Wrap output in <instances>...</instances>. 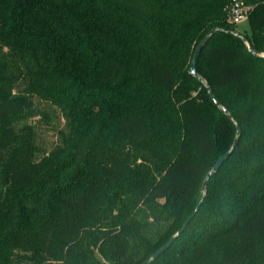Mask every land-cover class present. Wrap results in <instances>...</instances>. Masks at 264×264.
Returning <instances> with one entry per match:
<instances>
[{
	"label": "trees",
	"instance_id": "obj_1",
	"mask_svg": "<svg viewBox=\"0 0 264 264\" xmlns=\"http://www.w3.org/2000/svg\"><path fill=\"white\" fill-rule=\"evenodd\" d=\"M233 0H0V264H142L237 130L189 74ZM196 69L241 128L150 264H264V58L226 31Z\"/></svg>",
	"mask_w": 264,
	"mask_h": 264
},
{
	"label": "water",
	"instance_id": "obj_2",
	"mask_svg": "<svg viewBox=\"0 0 264 264\" xmlns=\"http://www.w3.org/2000/svg\"><path fill=\"white\" fill-rule=\"evenodd\" d=\"M218 31H226L229 33H232L233 35H235L236 37L240 38L241 40H243V42L246 44L248 51L250 54L254 55V56H260L264 58V53H258L255 48L249 43V41L239 32L236 31H230V30H222L218 27L213 28L211 31L208 32V34L201 40V42L198 44V46L195 49V52L192 56L191 59V63H190V67H189V74L195 78H197L198 80H200L202 82V84L204 85V87L207 90L208 96L210 98V100L215 104V106L219 109H221L225 115L228 116V118L234 122L235 126H236V130H237V135L235 137V140L231 146V148L228 150V152H226V154H224L222 157H220L216 163L213 165V167L208 171L205 180L203 182V185L201 187V192L203 193V198L200 201V203L198 204L194 214L192 216H190L187 221L184 223L183 227L181 228V230H179L174 236H172L170 238V240L163 246L161 247L159 250H157V252H155L152 256H150L149 258H147L142 264H150L152 261L156 260L157 258H159L164 252H166L172 245L173 243L182 235V233L184 232V230L187 228L189 222L191 221V219L193 218L194 215H196L198 213V211L201 208V205L207 195V184L209 182V180L211 179V177L218 173L219 170L221 169V167L223 166L224 162L231 156V154L233 153L236 143L238 141L239 135L241 134V128L239 126V124L235 121V119L229 114L228 110L222 106V104L220 103V101L214 96L211 87L205 82L203 81L196 69V63H197V59L198 56L200 54V52L202 51L203 47L206 45V43L209 41V39L212 37V35Z\"/></svg>",
	"mask_w": 264,
	"mask_h": 264
},
{
	"label": "built area",
	"instance_id": "obj_3",
	"mask_svg": "<svg viewBox=\"0 0 264 264\" xmlns=\"http://www.w3.org/2000/svg\"><path fill=\"white\" fill-rule=\"evenodd\" d=\"M253 10L254 5L247 4L244 0H233L227 11L228 22L236 26L246 23Z\"/></svg>",
	"mask_w": 264,
	"mask_h": 264
},
{
	"label": "rangeland",
	"instance_id": "obj_4",
	"mask_svg": "<svg viewBox=\"0 0 264 264\" xmlns=\"http://www.w3.org/2000/svg\"><path fill=\"white\" fill-rule=\"evenodd\" d=\"M237 27H238V31L243 32V33L244 32L249 33V26H248L247 22L243 23L241 25H238Z\"/></svg>",
	"mask_w": 264,
	"mask_h": 264
}]
</instances>
